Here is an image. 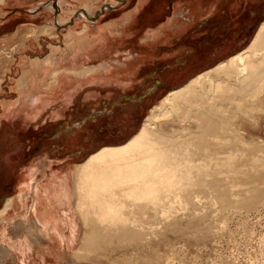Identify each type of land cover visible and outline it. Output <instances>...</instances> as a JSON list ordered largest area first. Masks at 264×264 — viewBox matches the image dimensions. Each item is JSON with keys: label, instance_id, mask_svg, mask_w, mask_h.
<instances>
[{"label": "bare ground", "instance_id": "bare-ground-1", "mask_svg": "<svg viewBox=\"0 0 264 264\" xmlns=\"http://www.w3.org/2000/svg\"><path fill=\"white\" fill-rule=\"evenodd\" d=\"M58 4L65 10L62 0ZM91 13L85 8L81 17ZM53 65L48 57L28 70L22 103L39 99ZM255 112L264 116V21L244 49L170 90L129 140L104 146L79 164L72 194L66 185L54 188V198L51 192L45 196V189L36 190L34 222L23 228L40 244L46 237L61 239L60 211L73 196L85 228L73 252L76 262L88 255L91 260L96 252L103 264H141V243L150 244L156 231L189 228L193 233L202 224L217 235L225 217L220 207L250 211L262 201L264 140H256L247 128ZM13 204L9 197L0 218ZM76 233L73 223L72 242ZM7 250L0 243V261ZM152 256L153 262L143 264H156Z\"/></svg>", "mask_w": 264, "mask_h": 264}, {"label": "rangeland", "instance_id": "rangeland-1", "mask_svg": "<svg viewBox=\"0 0 264 264\" xmlns=\"http://www.w3.org/2000/svg\"><path fill=\"white\" fill-rule=\"evenodd\" d=\"M38 1H0V209L9 197L14 198L13 207L0 218V243L8 249L0 264H103L96 252L91 254V260L88 255L87 259L74 261L73 252L79 248L85 228L74 207L73 196L60 211L64 238L46 237L41 245L25 231L23 226L34 222L35 191L45 189L44 195L49 196L51 192L49 198H54V188L66 185L72 194L74 173L79 164L104 146L129 140L139 131L151 107L170 90L199 73L176 74L174 67L171 72L162 73L165 83L160 88L149 89L148 84H141L139 105L133 98L128 99L129 104L124 107L114 105L110 102L113 94L120 95L123 91L109 90L107 87L111 86L94 82L73 83L65 94L53 98L44 95L53 90L45 86L39 100L22 104L20 91L24 89L27 70L41 65L48 56L57 61L64 50L70 51L74 31L80 28L79 19L90 22L89 17H81L83 9L91 6V17H94L91 20L100 23L131 10L140 0H62L65 8L62 11L54 0L43 3L38 9L32 7ZM179 1L148 0V3L149 6L165 3L164 17L168 18L174 12L170 5ZM236 1L242 2L241 25L237 28L241 31L244 49L264 21V0ZM250 9L257 16L251 14ZM162 24L163 21L152 26L153 30L163 27ZM171 29L163 28L164 35L172 32ZM61 66L64 67L62 64L55 68ZM68 74L82 79L89 76ZM50 75V85L56 84L60 74ZM10 103L15 110L8 108ZM247 128L256 140H264L263 114L255 112ZM34 170L38 171L31 175ZM243 182L246 181L242 179ZM40 207L45 210L44 205ZM220 210L225 214L224 232L210 233L202 224L193 233L189 228L164 230L165 234L156 231V235L149 238L151 241H147L150 244L141 243V264L153 262L154 254L158 256L156 264H264V191L259 206L250 211L224 207ZM73 223L77 233L72 242L69 237ZM103 250L110 252L108 246Z\"/></svg>", "mask_w": 264, "mask_h": 264}, {"label": "crops", "instance_id": "crops-1", "mask_svg": "<svg viewBox=\"0 0 264 264\" xmlns=\"http://www.w3.org/2000/svg\"><path fill=\"white\" fill-rule=\"evenodd\" d=\"M48 1L40 0L32 7L43 6ZM54 4L59 7L58 0H54ZM149 4L148 0H140L131 10L100 23L91 20L93 13L90 22L79 19L80 28L74 31L70 51L64 50L63 58L57 61L52 58L57 65L49 70L43 88L53 90L44 95L53 98L65 94L73 83L94 82L111 86L107 87L109 90L123 91L120 95L113 94L110 102L114 105L124 107L132 98L139 105L141 84H148L149 89L160 88L165 83L162 73H169L174 67L176 74L200 73L243 49L242 34L237 28L242 19L241 1L180 0L170 5L174 12L168 18L164 17L165 3ZM250 11L257 16L255 11ZM161 21L163 27L153 30L152 26L156 27ZM148 27L150 30L142 35ZM166 27L173 29L164 35L163 28ZM62 64L64 67L55 68ZM70 68L75 70L71 74L89 76L82 79L70 75L67 71ZM87 68H93V71L78 74L77 71L85 72ZM55 70L59 71L60 78L50 85V74ZM34 171L31 175L38 170Z\"/></svg>", "mask_w": 264, "mask_h": 264}, {"label": "water", "instance_id": "water-1", "mask_svg": "<svg viewBox=\"0 0 264 264\" xmlns=\"http://www.w3.org/2000/svg\"><path fill=\"white\" fill-rule=\"evenodd\" d=\"M108 7H110V8H111L112 6H111V5H109ZM102 11H103V8H102Z\"/></svg>", "mask_w": 264, "mask_h": 264}]
</instances>
